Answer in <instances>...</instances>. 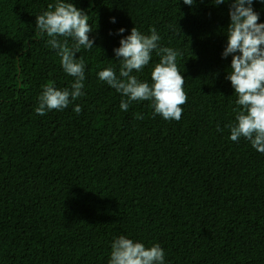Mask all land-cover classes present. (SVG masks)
<instances>
[{"label": "trees", "instance_id": "trees-1", "mask_svg": "<svg viewBox=\"0 0 264 264\" xmlns=\"http://www.w3.org/2000/svg\"><path fill=\"white\" fill-rule=\"evenodd\" d=\"M71 2L93 29L94 47L76 54L85 95L39 116L43 86L74 79L37 35L36 16L55 0H0V264H108L120 235L159 243L165 264H264V153L226 127L237 107L221 55L232 0ZM252 7L264 23V0ZM132 27H154L182 53L179 121L154 116L150 101L121 110L126 97L98 79L106 67L118 74L113 49ZM158 62L154 51L133 74L151 83Z\"/></svg>", "mask_w": 264, "mask_h": 264}, {"label": "clouds", "instance_id": "clouds-1", "mask_svg": "<svg viewBox=\"0 0 264 264\" xmlns=\"http://www.w3.org/2000/svg\"><path fill=\"white\" fill-rule=\"evenodd\" d=\"M226 0H215L223 4ZM192 6L194 0H183ZM253 0H232L229 7L230 23L226 27L227 43L222 57L231 56L227 79L237 97L235 122L226 125L230 130L229 139L238 142L241 137L251 146L264 153V23L253 10ZM115 23V18H110ZM37 35H47V44L56 51L63 71L73 77L69 88H57L54 82L43 86L35 112L44 116L51 110H63L85 95V61L76 58L81 48L94 47L89 33L93 31L89 16L70 0H55L48 10L36 16ZM124 28L118 29L123 34ZM149 34L132 27L130 34L119 40V47L113 52L119 61L117 74L113 67H106L97 73L98 79L121 94L120 109L127 111L132 102L150 101L153 115L164 120L179 121L182 117L187 94L184 91L185 78L177 66V57L182 55L171 47L160 45L161 37L152 27ZM72 41L70 44L69 41ZM159 57L151 73V83L139 79L140 73L152 60V54ZM79 114L82 107L74 105ZM137 118H142L137 116ZM217 130L221 131L219 126ZM108 264H165V252L159 243L146 247L125 235H120L111 244Z\"/></svg>", "mask_w": 264, "mask_h": 264}]
</instances>
